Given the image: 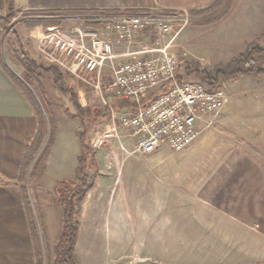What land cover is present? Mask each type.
Instances as JSON below:
<instances>
[{"label":"rangeland","instance_id":"obj_1","mask_svg":"<svg viewBox=\"0 0 264 264\" xmlns=\"http://www.w3.org/2000/svg\"><path fill=\"white\" fill-rule=\"evenodd\" d=\"M225 2L213 12V15L218 13ZM152 3V7L148 9L149 14L153 17H161L160 13L164 9L158 2ZM175 12L179 15L172 17L174 22L167 40L168 51L176 58L179 72L186 80L205 83L199 75L202 70L213 77L216 66L226 65L231 59L244 53L252 44L264 48V0H233L228 14L218 23L208 26L199 25L197 22L204 18L190 17L188 10ZM29 13L16 8L13 20L0 30L4 65L21 80H23V70L17 62L20 50L38 65L48 66L37 51L35 39L37 33H34L35 30L30 32L31 29L27 24L52 21L53 18ZM53 21H58L59 27L66 30L78 24L86 25L84 18ZM39 31L42 32L41 28ZM153 41L152 31H146L136 37V45L131 51L149 49ZM115 51L122 52L123 48L117 47ZM254 59L255 65L264 69V55L256 56ZM65 74L69 77L70 86L73 87L81 106L92 109L102 107L92 88L77 77L66 72ZM256 77V75H240L237 79L228 80L230 83L245 78L256 79ZM228 80L218 83L225 92ZM39 81L49 100L55 104L48 113L40 104L45 118L47 119L48 116L50 118L53 135L41 178L37 182L29 181L26 186L42 248L41 264H53L54 246L62 231V211L54 190L60 186V182L72 180L76 173L75 162L80 152L76 150L78 145L73 136L77 137L80 131L84 132L85 143L94 154L97 171L92 170L88 173L90 177L96 178V183L81 207L75 263L193 264L196 247L192 239L191 226L176 223L177 218L156 213L158 202L151 196L145 201L144 194H141L145 183L143 179L147 175L143 173V169H134L133 164L143 162L144 155L134 152L135 141L130 137L129 132L120 127L116 121L115 131L118 138L112 137L106 140L98 149L92 148L91 140L111 128V119L102 120L92 128L88 127V122L80 121V123L69 119L64 112V108L73 112L68 96L58 93L49 77L41 74ZM27 85L39 102L36 88ZM219 122L211 130L223 133L224 129ZM74 127L75 133H73ZM47 129H49V121ZM209 131L203 132L186 153L172 152L167 145L162 149L166 154L172 155L170 162H184L190 166L198 162L208 151V146L213 144L211 137L209 138L211 134ZM45 143L46 140L39 153ZM146 160L151 162L154 159L148 157ZM190 167L183 168L184 175L191 172ZM151 209L153 212L149 213ZM184 220L189 221L190 218Z\"/></svg>","mask_w":264,"mask_h":264},{"label":"crops","instance_id":"obj_2","mask_svg":"<svg viewBox=\"0 0 264 264\" xmlns=\"http://www.w3.org/2000/svg\"><path fill=\"white\" fill-rule=\"evenodd\" d=\"M13 1L15 9L25 12L148 10L155 1L164 11L175 12L201 9L212 0ZM6 9V0H0L1 18ZM40 27L29 29L36 34ZM3 55L0 41V264H35L16 182L37 120L26 96L9 78ZM256 76L239 82L228 80L229 102L219 119L224 130L209 131L213 144L203 159L191 167L170 162L172 155L164 152L163 145L154 154L141 155L143 162L133 164L147 175L141 194L145 201L151 196L158 202L155 212L191 226L196 247L193 264H264V75ZM73 137L80 152L78 139ZM148 157L154 160L148 162ZM75 164L77 167V158ZM185 167L191 169L186 175L182 172Z\"/></svg>","mask_w":264,"mask_h":264},{"label":"built area","instance_id":"obj_3","mask_svg":"<svg viewBox=\"0 0 264 264\" xmlns=\"http://www.w3.org/2000/svg\"><path fill=\"white\" fill-rule=\"evenodd\" d=\"M84 20L98 25L78 24L70 30L40 27L42 32L38 29L35 39L46 63L87 84L109 110L111 128L91 140L92 148L118 138L116 121L129 132L134 152L140 155L154 154L163 145L183 152L203 132L216 127L228 96L219 84L189 81L179 72L167 41L174 18L138 15ZM146 31L154 36L151 48L131 51L136 37ZM117 47L123 51L116 53ZM114 99L129 100L137 108L116 111L111 106Z\"/></svg>","mask_w":264,"mask_h":264},{"label":"trees","instance_id":"obj_4","mask_svg":"<svg viewBox=\"0 0 264 264\" xmlns=\"http://www.w3.org/2000/svg\"><path fill=\"white\" fill-rule=\"evenodd\" d=\"M225 2V0H212V2L201 9L190 10L188 15L190 17H202L204 18L197 23L199 25H213L222 20L230 11L233 0H227L225 5L213 15V12L217 11ZM7 12L6 15L0 17V27H5L14 18L16 9L14 8L13 0H6ZM29 13V12H28ZM31 15H43L44 17L53 18H115L121 16H147L149 10H57L48 12H30ZM179 15L173 11H162L160 16L164 17H175ZM87 26H97L98 24L87 22ZM51 27L59 26L58 21H46V22H30L27 24L28 28L35 27ZM264 55V48L257 44H252L244 53L238 57L231 59L226 65H218L213 71V77L210 73L205 70L199 72L201 78L206 84L215 86L218 85L219 81L236 78L240 75L254 74L264 75V69L259 68L255 65V57ZM17 59V58H16ZM17 62L22 72L23 80L19 79L11 71H8L9 78L19 87V89L26 96L29 101L35 118L37 120V127L35 135L30 143L27 145L23 158L19 165V176L16 184L18 185L21 192V200L25 211V216L29 228V233L33 245V254L35 264L42 263V248L40 240L35 227L34 213L32 205L28 197L27 188L29 181L37 182L42 176L44 165L48 156V152L51 145V138L53 135V129L50 126V118L46 119L42 111V107L45 112L51 111L52 107L55 106L52 101L49 100L48 95L41 85L39 79L41 74L51 79V82L55 90L68 96L69 104L71 109L64 108V112L67 117L73 121L88 122V127L99 124L100 121L108 120L109 110L105 107H98L92 109L90 107H84L79 104L78 97L73 91V87L70 86V79L67 77L65 72L58 69L56 66L47 64L48 66L38 65L37 62L28 55L20 50L19 60ZM198 71V70H197ZM36 88L39 102L36 100L35 95L28 85ZM146 100L142 102L144 105ZM41 104V105H40ZM111 106L116 111H135L137 105L126 99H114L111 101ZM49 121V129L48 127ZM80 122V123H81ZM80 144V155L78 156V166L76 173L72 180H65L60 182V186L55 188L54 194L57 197V202L62 211V231L59 235L58 241L54 246V260L53 264H76L75 263V247L78 238L80 228V216L81 207L85 202L87 195L91 192L96 183V178L90 177L88 174L92 170L97 171L96 161L94 154L91 152L89 146L85 143L84 132L80 131L77 135ZM46 143L41 149L42 145ZM39 153V154H38ZM88 169V171H86Z\"/></svg>","mask_w":264,"mask_h":264}]
</instances>
